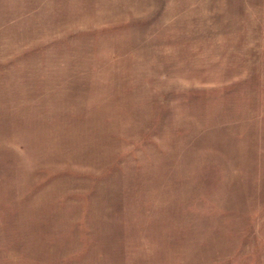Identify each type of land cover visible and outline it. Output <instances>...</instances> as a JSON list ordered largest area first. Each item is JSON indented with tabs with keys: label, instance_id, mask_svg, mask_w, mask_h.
Segmentation results:
<instances>
[{
	"label": "rangeland",
	"instance_id": "obj_1",
	"mask_svg": "<svg viewBox=\"0 0 264 264\" xmlns=\"http://www.w3.org/2000/svg\"><path fill=\"white\" fill-rule=\"evenodd\" d=\"M0 264H264V0H0Z\"/></svg>",
	"mask_w": 264,
	"mask_h": 264
}]
</instances>
